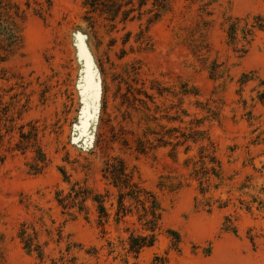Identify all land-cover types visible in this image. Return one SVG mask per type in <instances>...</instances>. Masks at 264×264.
Listing matches in <instances>:
<instances>
[{
    "label": "rangeland",
    "instance_id": "obj_1",
    "mask_svg": "<svg viewBox=\"0 0 264 264\" xmlns=\"http://www.w3.org/2000/svg\"><path fill=\"white\" fill-rule=\"evenodd\" d=\"M83 1L0 0L23 11L0 51V264H264V0H171L113 28L88 26ZM110 158L161 209L135 258L128 236L146 233L135 209L116 221ZM73 183L104 198V224L90 201L62 213Z\"/></svg>",
    "mask_w": 264,
    "mask_h": 264
},
{
    "label": "trees",
    "instance_id": "obj_2",
    "mask_svg": "<svg viewBox=\"0 0 264 264\" xmlns=\"http://www.w3.org/2000/svg\"><path fill=\"white\" fill-rule=\"evenodd\" d=\"M48 1V0H46ZM171 0H84L82 5L85 9L84 20L88 26L92 27L95 24V18H100L106 22L110 28L116 24H126L134 21H140L145 17L146 24L149 25L157 21L160 16L167 10ZM13 5L4 4L0 6V51L8 52L10 48L16 46L19 41L17 35V27L13 24L14 17L21 18L23 11ZM256 21L259 18L255 19ZM256 27L259 30H264V25L256 24L251 28ZM236 31L235 24L229 28V36L233 39ZM250 31L244 29V32ZM141 33V32H140ZM137 35L136 42L143 44L141 34ZM130 34H127L129 37ZM264 95V94H263ZM264 100V96H261ZM197 135L200 132H195ZM203 134V133H202ZM203 139V138H201ZM196 143L195 140H192ZM204 152L206 154H204ZM201 161L208 158V162L212 165L210 171L215 174V165L217 162L211 158L209 150L201 148ZM36 162H43L42 155L36 152ZM204 164V163H202ZM38 165V164H35ZM62 175H65L64 172ZM194 173H197L195 170ZM66 177H64V180ZM102 179L116 190V209L114 215L116 221L131 215V210L135 209L137 221L141 223L143 232L146 234H134L131 232L127 239V254H132L135 257L145 248H150L154 245L157 237V232L160 230L161 209L155 196L143 188L140 183L135 180L132 170H129L122 159L110 158L105 161L102 169ZM68 183V181L66 180ZM264 192V190H263ZM55 201L62 213L74 211L77 214L86 212V202L90 201L95 204L98 223L104 224L108 219L107 210L104 207V198L101 195H92L91 191L78 183L70 185L67 193L58 191L55 193ZM125 202H129L125 205ZM112 207V204H111ZM104 220V221H103ZM21 242L24 248L28 251H37V246L32 243V237L25 230L20 233ZM179 242V238L175 237V244ZM173 243V245H175ZM39 254V253H38Z\"/></svg>",
    "mask_w": 264,
    "mask_h": 264
}]
</instances>
